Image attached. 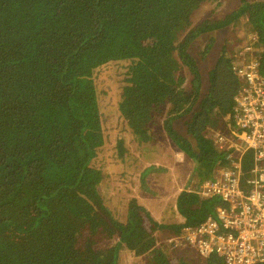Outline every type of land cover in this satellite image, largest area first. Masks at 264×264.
Wrapping results in <instances>:
<instances>
[{"label":"trees","instance_id":"16d2710c","mask_svg":"<svg viewBox=\"0 0 264 264\" xmlns=\"http://www.w3.org/2000/svg\"><path fill=\"white\" fill-rule=\"evenodd\" d=\"M212 1L0 0V264H120L119 244L111 255L101 247L75 249L72 226L80 221L89 229L88 239L96 240L113 237L117 227L119 242L133 233V227L115 218L122 214L123 203L118 199L114 205L112 197L124 195L105 181L127 178L119 169L136 158L131 140L139 150L148 146L149 154H156L150 144L158 136L157 110L176 148L168 160L183 154L191 171L177 195L164 203L163 217L172 218L176 210L184 220L158 221L144 206L130 210L146 212L142 218L151 221L147 234L170 232L173 249L185 251V264L224 262L223 256L194 254L180 240L183 227H198L218 214L223 197L204 189L219 178L224 163L238 165L249 181L255 175L254 152L244 153L247 141L234 118L235 98L246 87L235 66L247 69L257 61L264 76V0H240L237 10L223 19L196 24L197 10ZM244 18L249 23L242 34L254 35L258 54L236 58V39L228 38L210 66L205 88L194 54L196 40L233 22L240 23L237 33ZM215 43L211 39L202 47L203 62L210 59ZM113 61L130 62V67L118 113L111 115L117 121L108 126L99 105L92 109L99 101L89 83ZM188 74L194 76L193 87ZM161 105L168 107L165 114ZM181 120L188 126L186 134L177 129ZM113 138L116 151L110 158L116 161L105 170L95 166L97 148ZM167 166L155 163L140 169L141 192L147 197L167 198L148 182V177L163 173L161 183L171 184ZM144 239L147 245H135L143 251L159 240ZM159 249V264H164L163 244Z\"/></svg>","mask_w":264,"mask_h":264},{"label":"rangeland","instance_id":"374dc122","mask_svg":"<svg viewBox=\"0 0 264 264\" xmlns=\"http://www.w3.org/2000/svg\"><path fill=\"white\" fill-rule=\"evenodd\" d=\"M239 1L240 0H213L211 3H204L202 7L197 10L193 19H195L194 21L196 24L204 19H223L231 12L237 10ZM248 23L249 21H246L244 18L243 26L241 23L242 30L237 33L236 29L240 27V23L237 24L236 22H233L231 25L227 26L224 29H218L214 31V33L210 36L206 35L196 40L195 43L197 44V46L194 48V54H196L195 56L200 60L198 63V69L200 75H202L204 78L205 88H208L209 85L208 72L210 70V66L219 57L220 51L225 46V41L228 40V38H235L236 41L234 43V47L235 49H239L241 46L235 44L243 40H248L246 38V35L248 33H246L245 35L242 34V32L247 30L246 24ZM239 34L243 35V37L241 36L243 39H240L241 37H239ZM211 39H215V46L210 53V59L206 62H203L201 60L202 55H200L201 49L208 41H211ZM129 67L130 62L126 61H113L107 63L96 72L95 80L89 83L90 89L97 93L99 101V103L95 102L92 105V109L93 111H96L99 105V110L108 118V126H113L117 121L116 118L112 117L111 115L118 113L117 105H119L123 98V90L125 81H127V72ZM188 76H190L188 85L193 87L191 83L194 76L191 74H188ZM97 88H101V90H96ZM160 107L164 114L168 111V107L162 105ZM156 113L159 123L155 126V134L158 136L157 139H154V141L150 144L153 146V149H155L156 154H149L150 147L148 146L144 150H139L137 143H134L131 140L130 144L133 145L132 151H134L133 153L136 154V158L134 159L132 157V161L130 162L129 166H125L123 169H119L125 174V177L127 178L123 179V181H115L112 180V178L105 181V183L108 185H116L117 187L115 188V190L118 191L119 188L124 195H117V197H112L114 205L117 204L118 199L123 203L120 205L122 206V208H120L122 210V214L117 215L115 218L122 222L124 225L128 224L130 229L133 227V233L124 241L119 242V239L121 238V230L119 229V227H117L111 231L113 237H106L103 240H96V238L88 239L89 229H83V225H81L82 223L78 221L77 225L72 226L73 232L71 240L72 242H74L75 249L78 245L95 246L101 247L103 249L105 248L103 252L111 255L116 248L115 246L119 244V248L117 247V252H119L120 264H159L161 263V259L163 258V254H160L162 250H160L159 247L163 244V252L165 254L164 264H170V262L172 264L189 263V261L183 259V254H185V251H175L171 246L169 240H171L173 236H171L170 232L166 230H158L157 232L147 234L146 232L148 230V227L150 226L151 221H146L144 220V218H142V213L146 214V212L141 210V208H134L133 210H130L131 207L144 206L146 210L151 213L152 217H154L158 221L177 223L178 221L184 220V218L180 216L176 210H174L172 218H169L167 216L163 217V211L165 210L164 203H168L172 198H174V196L177 195L175 191L180 190L181 186L187 182V177L190 175L191 171L189 170V168H187V158L183 156V154L177 157L175 156L176 158H174L173 161L168 160L170 159L168 157L170 152H172L176 148L174 143H172V141L163 130V120L159 115L158 110ZM176 126L179 131H181L183 134H186L188 126L184 125V120L179 121ZM115 143V139L113 138L111 139V141L107 142V145L102 144L97 148V155L94 157L95 166L104 167L105 170V167L111 166L113 164L112 161H114L116 158L114 160H111L112 158L110 157L116 151ZM246 157V159L248 160L250 158V155H247ZM155 163L166 164V166H170L167 167L172 170L171 176H169V180L172 181L171 184H167V181L164 185L161 183V181L166 178L164 177L163 173H161L160 175L157 174L154 177H148V182L154 189L165 192L167 194V198L165 199V201L160 200L158 197H147L141 192L142 186L141 181L138 177L140 169H143L146 166H150ZM224 165L225 167H227L226 163H224ZM179 173H182L183 176H181ZM193 180L195 183H198V177H195ZM113 202L109 204L110 207L111 205H113ZM108 221L109 224H111V221L109 219ZM150 237L159 239L156 245L158 247L157 254L151 256H149V254L154 251V248L156 246L148 249L147 251H143V249L141 248L142 246H135L138 242L142 243L143 238H145V241L146 239L149 240ZM143 243L147 245L145 242ZM185 244L192 247V251L194 254H200L197 248L188 243ZM188 255L193 256L192 252H189Z\"/></svg>","mask_w":264,"mask_h":264},{"label":"built area","instance_id":"2783aa9c","mask_svg":"<svg viewBox=\"0 0 264 264\" xmlns=\"http://www.w3.org/2000/svg\"><path fill=\"white\" fill-rule=\"evenodd\" d=\"M253 36L248 33V40L235 44L241 46L236 58L258 54L259 42ZM235 69L246 87L235 98L234 118L247 141L244 153L254 152L255 175L249 181L238 165L221 169L219 178L204 189L205 194L223 197L218 214L209 215L198 227H183L180 241L197 248L204 258L224 257V262L215 264H258L264 262V76L257 61L248 63L247 69L239 65Z\"/></svg>","mask_w":264,"mask_h":264},{"label":"bare ground","instance_id":"6f19581e","mask_svg":"<svg viewBox=\"0 0 264 264\" xmlns=\"http://www.w3.org/2000/svg\"><path fill=\"white\" fill-rule=\"evenodd\" d=\"M191 228V227H190Z\"/></svg>","mask_w":264,"mask_h":264}]
</instances>
